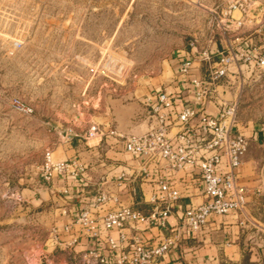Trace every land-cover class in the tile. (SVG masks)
I'll list each match as a JSON object with an SVG mask.
<instances>
[{"label":"rangeland","instance_id":"374dc122","mask_svg":"<svg viewBox=\"0 0 264 264\" xmlns=\"http://www.w3.org/2000/svg\"><path fill=\"white\" fill-rule=\"evenodd\" d=\"M224 9L203 0H0V264H78L58 236L59 203L40 194L47 152L72 161L77 148L87 159L105 128L140 135L134 117L170 83L174 52L210 36L232 48ZM252 15L244 31L255 61L264 56V0ZM232 71L220 97L236 96L239 131L256 137L254 156L264 159V69Z\"/></svg>","mask_w":264,"mask_h":264},{"label":"built area","instance_id":"2783aa9c","mask_svg":"<svg viewBox=\"0 0 264 264\" xmlns=\"http://www.w3.org/2000/svg\"><path fill=\"white\" fill-rule=\"evenodd\" d=\"M262 2L227 0L222 15L240 30L244 21L235 20L232 13L246 16ZM188 49L189 55L177 70L187 92L185 106L180 107L182 101L174 94L156 92L143 102L149 113L144 134L125 136L117 129H105V146L129 155L139 169L130 179L124 172L105 176V189L97 191L93 207L81 211L63 230L66 234L80 233L101 245L99 249L71 252L78 264H162L172 252L197 241L212 221L230 216L245 218L248 191L239 184V171L248 155L249 140L238 128L236 96L232 102L224 101L219 90L227 89L224 80L232 69L239 70L241 63L263 70L264 56L254 61L248 50L233 47L212 54L198 41L190 43ZM209 105L216 113H208ZM82 173L77 161L55 162L47 152L41 181L50 185L55 178L76 179ZM128 186L132 188L129 197H136L140 189L148 198L153 206L150 213L136 210L123 199ZM193 190L203 202L192 205L180 223L170 226L177 203L183 196L193 197ZM144 226L167 235L151 243L139 233L133 234ZM66 244L71 248L77 240Z\"/></svg>","mask_w":264,"mask_h":264},{"label":"crops","instance_id":"0c3cea01","mask_svg":"<svg viewBox=\"0 0 264 264\" xmlns=\"http://www.w3.org/2000/svg\"><path fill=\"white\" fill-rule=\"evenodd\" d=\"M203 1L206 4L214 6L215 4L225 6L226 2V0ZM235 13H232V17L235 20L242 19L245 21V27L237 30L232 20L223 17V21L226 22L223 30L226 32L227 41L231 47L239 51L248 50L251 52L247 44H251L252 40H250V37L247 38L245 36L244 29L246 28V21L251 18L252 13H248L246 16L240 14L239 18L235 17ZM205 38L198 41L200 47L210 48L212 54L223 51L224 48L221 45L219 46L213 36H210L208 41L207 37ZM189 51V49H183L174 52L171 56V63L175 72L165 89L168 93L174 94L178 99H181L180 107L185 106L187 103V92L185 91V85L182 83V78L177 77V70L179 64L189 55ZM201 73L203 75L204 70ZM149 95L151 93L146 95V97ZM207 111L208 113H216V109L212 105L208 106ZM133 121L135 125H141L138 128L140 131L135 130L133 132H142L141 134L139 133L142 135L147 131L149 113L144 105L140 108ZM141 127L144 131H142L143 129ZM120 128L125 132L127 131L128 125L126 121L121 122ZM117 130L122 133L118 128ZM259 136L264 137V133ZM247 138L249 139V154L239 171V184L248 191L245 218L230 216L212 221L197 241H190L181 251L172 252L162 264H243L244 262L248 264H264V223H262L263 216L261 214V212H264V194L262 191L264 190V176L262 172L260 173V170H256V167H260L259 164L264 159L257 160L256 156H254L257 150L256 137L253 139L251 134ZM72 149L73 153L70 156L73 159L71 160L77 161L82 167V176L76 179L55 178L48 185L49 187L41 189L40 194L44 197L46 195L50 199L53 198L55 202L59 203L61 208L59 212L63 215V219L66 220L64 221V225L58 229L59 239L64 243V247H66V243L77 240V244L69 248V251L79 253L84 250L99 249L101 245H98L96 240L80 233L77 235L73 233L66 234L63 232L65 227L71 225L81 211L93 207V199L97 191L102 188L105 189V176L114 177L124 172L127 178L130 179V177L135 175L139 166L134 160L126 159L120 150L107 148L104 142L89 147L90 152L87 159L81 157L82 155L77 148ZM260 185L262 186L260 187ZM255 187L258 188L254 189ZM144 190L147 191L148 187L144 186ZM192 192L194 193L193 197L188 198L183 196L177 203L169 222L170 226H175L180 223L185 211L192 205L198 206L203 202V198L197 191L193 190ZM131 193L132 188L130 186L124 188L123 199L127 203L129 202L136 210L144 214L152 211L153 206L148 203L147 197L144 198L140 189H138L136 197L132 198L130 196L132 199L129 197ZM138 233L151 243L167 235L165 231L155 228L153 230H147L145 226L139 227L138 231L133 234ZM105 254L108 255L106 252Z\"/></svg>","mask_w":264,"mask_h":264}]
</instances>
